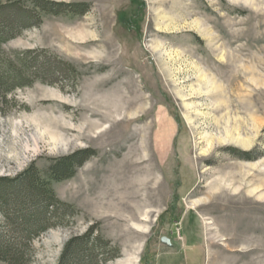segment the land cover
Masks as SVG:
<instances>
[{
  "label": "rangeland",
  "instance_id": "1",
  "mask_svg": "<svg viewBox=\"0 0 264 264\" xmlns=\"http://www.w3.org/2000/svg\"><path fill=\"white\" fill-rule=\"evenodd\" d=\"M157 1L2 0L13 7L0 18L22 28L4 49L33 50L44 65L41 79L0 103V177L30 170L61 206L32 240L28 264H58L65 243L89 228L100 238L93 264H264V0H171L170 16L186 17L170 28ZM198 20L206 33L189 27ZM228 119L246 146L223 138ZM88 149L70 176H53L58 159ZM137 162L151 165L154 197L126 190ZM234 164L244 173L236 202L205 200ZM236 223L253 226V246L231 240Z\"/></svg>",
  "mask_w": 264,
  "mask_h": 264
},
{
  "label": "trees",
  "instance_id": "2",
  "mask_svg": "<svg viewBox=\"0 0 264 264\" xmlns=\"http://www.w3.org/2000/svg\"><path fill=\"white\" fill-rule=\"evenodd\" d=\"M11 7L13 6L9 2L0 0V15ZM7 17L0 18L1 105L7 102V96L13 93L16 88L29 86L33 79L40 78L38 73L40 66L44 63L39 60L38 56L33 55V50L14 51L11 56L4 49L3 45L19 35V31L22 29L19 24L21 21L18 22L11 16ZM50 67L47 66L46 69L49 70ZM89 153L91 151L88 149L58 159L52 166L53 176L59 179L70 176L74 165L82 164ZM244 157H248V154H244ZM12 184L18 189L10 194L1 189L4 185ZM58 203H60L59 200L54 197L48 184L40 180L30 170L16 179L0 177V220L4 223L3 227H0V261H6L9 264H28L26 256L32 240L41 231L47 230L55 224L54 219L59 217L58 212L61 206H58ZM28 205L31 212L30 209H27ZM6 228L9 230L5 233L2 230ZM93 232V228H89L85 235L71 237L61 251L58 264H93L97 256L100 255V251L95 252V249H99L97 246L100 238L94 236ZM107 258L109 257L106 256L105 259Z\"/></svg>",
  "mask_w": 264,
  "mask_h": 264
},
{
  "label": "bare ground",
  "instance_id": "3",
  "mask_svg": "<svg viewBox=\"0 0 264 264\" xmlns=\"http://www.w3.org/2000/svg\"><path fill=\"white\" fill-rule=\"evenodd\" d=\"M156 3L158 4V6H159L158 7V10L160 11L159 14H158L159 20H160V22H163V24H166V28H170L171 24H176L178 22L181 23L182 20L186 17V14L181 15L179 19L178 18H174L173 16H170V14L167 11V6L169 7V6L173 5V3H176V2H173L171 0L170 1H168V0H158ZM164 5L166 6V8L165 9H161L160 7H162ZM189 27H196L199 31H203L205 33H206L207 30L210 29V28L208 29L205 25H203L202 22L199 21V20L198 21H194L193 24H190ZM204 80L206 81V78ZM203 84H204V82H203ZM250 99L251 98L248 95H246L245 98H244L245 102H247V104H248V108H247L248 111H251V110H249V101H250ZM135 103L138 104L137 102H132V103H130L129 107H125V109H129V108L134 107ZM229 120L230 119H228V122H227L228 123V126L224 128L225 129L224 130L225 131L224 134L226 136L223 137V138L225 140H236V142H238V143L246 146L248 144V140H247V138L245 139V138H242L241 137V134L242 133H240L241 130H240V126H239V124L237 122L238 120H236V123L235 124L234 123L231 124L229 122ZM133 165L136 166V167L134 166L135 167V169H134L135 172H133L134 174H136V173H138V174L141 173L142 174L144 170H148V172H146L147 174L145 176H142L140 174L138 176L139 178H137L136 181L135 180L132 181V183L126 188V190L129 191V194H131V196L133 195V197H135V198H136V195L140 191H142V190L148 191L149 194L154 197L156 195V191H157L158 188L152 184V180L153 179H152V172H151V169H150V166L151 165H146L143 168H142V166H143L142 163H138V162L137 163H133L131 167H133ZM233 169H235V171L234 172L231 171V172L234 173V174H232L231 172H229V178L222 177L219 174L210 183V187H209L210 188V191L207 194V197L205 198V200L213 201L214 199H212V198L221 197L224 200H228L231 203H235L236 202V199L234 200V198L235 197H238V196L240 197L241 192L240 193H238V192L244 186L243 185L244 183H241V177H242V174H244V173L242 171V167L239 166L238 164H236V165L234 164ZM237 174L238 175H241V177H239ZM251 186H252V184H250V182H248V183L245 184V187L247 188L246 191L248 193H250L251 195H254L255 194V191H256V188L255 187H251ZM245 187H244V189H245ZM249 199H251V198L248 197L247 200H249ZM138 215H139V211L136 210V208H135L134 211H133V213H132V218H135L136 219ZM208 219L209 218H206V220L208 221L207 224L210 225V227L214 229L215 226H217L216 221L213 218H212V220H214V221L208 220ZM219 219H217V220H219ZM229 220H231L232 222H234L232 219H229ZM243 221H245V220H243ZM223 227H224V225H223ZM230 227H231V225H230ZM252 227L249 225V227L247 226L246 228H244V227L242 228V224L236 223L234 225V227H233V230L236 231V232H239L237 234L239 236H238V238H232L231 240L235 241L236 244H239V243H241L240 239H243V243H247V244H250L249 246H251V245L253 246V240H252V236L253 235L250 233V230H251L250 228H252ZM219 228H220V226H219ZM215 229H218V226ZM220 230L223 231V229H221V228H220ZM220 230H218V231H220ZM262 231H263V229H262ZM250 236H251V238H249ZM263 238H264V236H262V238H261L262 243L259 245V250L261 251V253H264V239ZM222 240L224 242H226L229 239L227 237V238H224ZM222 246H225V243H222ZM221 248H222V250L225 249V247H221ZM254 250H255V248H252V249H250V250H248V251H246L244 253H246V254L247 253H253ZM217 254H219V253H217ZM220 258H221V255L220 254L218 256H216L214 254L213 259H214L215 263ZM230 264H235V262L231 261Z\"/></svg>",
  "mask_w": 264,
  "mask_h": 264
},
{
  "label": "water",
  "instance_id": "4",
  "mask_svg": "<svg viewBox=\"0 0 264 264\" xmlns=\"http://www.w3.org/2000/svg\"><path fill=\"white\" fill-rule=\"evenodd\" d=\"M162 241L165 242L166 244L171 245V241H170V239L167 238V237H163V238H162Z\"/></svg>",
  "mask_w": 264,
  "mask_h": 264
}]
</instances>
